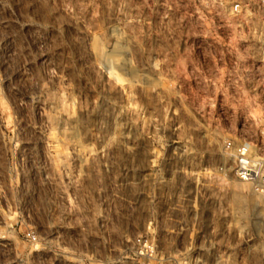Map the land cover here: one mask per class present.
<instances>
[{
	"label": "rangeland",
	"instance_id": "1",
	"mask_svg": "<svg viewBox=\"0 0 264 264\" xmlns=\"http://www.w3.org/2000/svg\"><path fill=\"white\" fill-rule=\"evenodd\" d=\"M263 126L264 0H0V264H264Z\"/></svg>",
	"mask_w": 264,
	"mask_h": 264
},
{
	"label": "built area",
	"instance_id": "2",
	"mask_svg": "<svg viewBox=\"0 0 264 264\" xmlns=\"http://www.w3.org/2000/svg\"><path fill=\"white\" fill-rule=\"evenodd\" d=\"M233 7L237 9L238 3L235 2ZM260 134L262 142L227 139L224 147L232 158L236 177L249 182L253 190L264 198V126Z\"/></svg>",
	"mask_w": 264,
	"mask_h": 264
},
{
	"label": "bare ground",
	"instance_id": "3",
	"mask_svg": "<svg viewBox=\"0 0 264 264\" xmlns=\"http://www.w3.org/2000/svg\"><path fill=\"white\" fill-rule=\"evenodd\" d=\"M122 67H123V64H122L121 66L119 65V67H117V69H118V70H121Z\"/></svg>",
	"mask_w": 264,
	"mask_h": 264
}]
</instances>
